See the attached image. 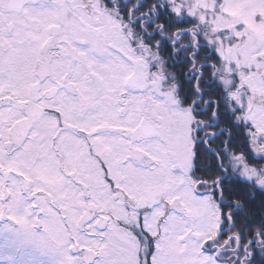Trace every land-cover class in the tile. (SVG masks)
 I'll use <instances>...</instances> for the list:
<instances>
[{"label":"flooded vegetation","instance_id":"flooded-vegetation-1","mask_svg":"<svg viewBox=\"0 0 264 264\" xmlns=\"http://www.w3.org/2000/svg\"><path fill=\"white\" fill-rule=\"evenodd\" d=\"M81 1H86V3H81ZM88 3H96L95 8L89 7ZM157 4H162L167 9L165 13L167 21L174 24L173 17L175 14L171 6L159 0H135L134 3L131 0H125L124 4H121V0H47L44 8L29 16L26 22L27 27L21 34L16 37L5 36L3 40H0V80H2L0 87L11 89L15 94L12 97H4L5 100H12L13 106L10 108V115H17L21 111L31 115L37 108L43 112L46 108L65 104V101L59 96H52V92L56 90V84L52 82L56 81L61 73L65 77L69 74L79 77L83 68L90 67L92 64H97L103 68L108 77L107 83L112 84L114 90L119 89L123 93L121 95L115 92L110 95L112 99L108 98L107 101L108 112L115 119H120L122 112L127 111L128 113L130 109L136 110L138 106L137 97L148 94L151 98H155L156 91L153 90V87L160 88V91L164 88V91L170 93L171 96L172 88L175 85L178 87L177 83L182 81L180 73L183 75L185 84H193L203 93L206 84L205 75L203 83L192 79V68H195L197 72L205 73L206 70L213 67V76L207 84L214 83L218 86H224L222 81L220 82L221 78L224 77L222 73L223 63L217 47L210 44V42H218L217 36L213 35L211 39H208L203 25L193 20H178L176 18L179 23H185L182 28L166 26L161 34L151 37L149 33L156 31V23H167V21L156 19L160 7L153 10V5ZM126 7L129 8L127 19L124 10ZM94 12L95 15L98 12L102 13V16L107 15V18L108 15L117 16L120 26H122L121 23H124V30L130 34L121 35L122 43H118L116 37H112L113 40L110 41L107 40L108 36L106 35L93 34L95 28V21L92 19ZM121 14H123L124 19H121ZM149 21L154 23H149ZM155 40L160 41V48L153 47ZM173 45L177 51L175 55L170 51ZM186 53L187 57L182 58V55ZM174 64H176L177 73H179L176 76L179 78L175 76ZM202 65H209V67L202 68ZM185 71H187V75L184 74ZM93 73L99 75L95 70ZM238 81L239 79L233 75L229 92L231 109L237 108V101L233 99L232 92H235ZM41 83L51 84L52 92H49L48 89L43 92L37 91V87ZM69 83H74V81H69ZM218 86L216 88L220 90ZM44 92H48L50 98L57 99L58 105L47 103V99H42L37 103L36 98L44 96ZM71 94L69 92V95ZM193 94L195 95L193 99L202 100L200 104L194 105L191 100L181 98L177 102L180 109L190 112L194 118L192 133L176 134L173 139L163 134L164 145L162 149L168 155H172L173 151L169 146L170 144L173 143L180 149L190 146L193 161L197 154L204 158L209 147L213 150L227 149L229 156L237 154L235 144H224L226 140L224 136L212 141L208 147H205V143H201L202 140L207 142L206 133L217 132L218 128L202 127L209 122V113L204 111V101L210 98H205L204 93L201 97L196 91ZM120 103L125 107L116 108L115 106ZM111 105L114 106V111L113 108H110ZM65 107L67 111L64 107L59 108V111L65 115L75 110L74 105L65 104ZM129 116L131 117V114ZM136 119L140 123H145L146 126L151 125V119L148 115L142 119L140 112L135 111L131 120ZM234 119H238L237 112ZM27 120L28 116H20L19 120L13 124V128L15 124ZM54 124V120H42V131H50ZM108 127L117 129L116 133L118 134L121 131L120 124L117 126L108 125ZM140 127L141 125L138 128ZM9 131L11 132L12 129ZM116 133L112 134L113 141L111 143H103L102 146H98L96 143L100 137L93 140L90 145L85 144L82 148L80 147L81 141H76L73 144L71 139L60 145L59 148L53 146L54 150L64 152V159H58L57 164L63 167L65 162H68L73 165L69 170V175L78 172L83 177L82 179L77 177L75 190L65 184L66 177L63 174L56 175L50 168L41 171L29 164L27 168L30 171H24L23 174L20 171L4 169L6 176L14 171L18 172L20 179L11 178L4 182L3 192L9 196L12 189L16 197L22 194L25 198L43 193V196H38L36 201H32V206L43 201L46 204V210L53 208L57 215L62 214L64 217L67 212L64 213L63 211L69 209V206L63 205L61 201H66L64 203L83 202L85 203V212L82 214V218H91L100 211L94 205H89L93 200L91 188L93 172L96 171L97 176L102 177L101 181L109 185L107 177H111L109 172L111 162H113L111 160L117 158V161L113 162L118 167L115 170L116 173L114 171V176L121 183L122 220L130 216L138 219L140 214L157 219L187 218L195 212L194 209L197 208L195 202L198 199L211 198L220 205L219 217L224 220L212 236L203 239L202 248L205 252L213 254L214 258L221 263L241 264L245 253L252 250L248 247L249 241L256 237L250 235L242 238L239 236L233 219L235 214L230 215L233 213V209L226 204V201L235 198L230 197L227 191H224L222 195L214 191L216 187L213 183L215 175L222 173L216 171L211 176L206 175L205 165L202 164L196 175L195 163L193 162V167L188 170L186 178L174 185L173 179L170 178L173 173L172 164L168 163L166 167H159L157 171L160 172V175L144 170L155 168V164L151 161L155 151L152 143L144 145V138L141 137L136 139L134 143L129 141L132 145V151H128L122 141L115 139L118 135ZM159 135L149 134L151 142ZM13 143L14 141H11V144ZM149 148L152 150L150 151ZM209 153L212 155L211 152ZM111 154H115V157H111ZM262 165H264V161L255 165L249 164L250 167L255 166L257 168ZM176 167L178 168V164ZM141 170L145 177L136 184L132 175L135 174L139 177ZM238 170L243 172V168H237V172ZM148 176H152V178L146 179ZM202 182L203 186H201ZM134 190L137 192L131 194L130 192ZM82 192L85 194H81ZM88 205L89 207L86 209ZM58 209L60 211H57ZM42 211L40 209V213H43ZM104 213L99 218L103 219L114 214L120 216L117 211L110 208ZM41 217L43 218V215H36L37 221L41 220ZM140 235L142 236V233Z\"/></svg>","mask_w":264,"mask_h":264},{"label":"snow or ice","instance_id":"snow-or-ice-1","mask_svg":"<svg viewBox=\"0 0 264 264\" xmlns=\"http://www.w3.org/2000/svg\"><path fill=\"white\" fill-rule=\"evenodd\" d=\"M46 3L47 0H0V40H3L5 36L16 37L21 34L27 27L26 22L29 16L44 8ZM157 7H160V11L157 13L156 19L167 21L165 15L167 9L162 4H157L153 5V10ZM149 23L154 22L149 21ZM166 26L174 27L175 25L171 21H167L166 24L156 23V31L149 33V35L155 37L161 34ZM160 46L159 40L153 42V47L160 48ZM170 51L174 55L177 54L174 45ZM201 67H209V65H202ZM93 70L99 75H94ZM184 74L187 75V71ZM191 75L192 79L203 83L205 73L197 72L195 68H192ZM107 79L104 69L97 64H92L90 67H84L79 77H74L71 74L65 77L61 73L57 80L52 82L56 84L54 92H52L51 84L41 83L37 87V91L43 92L48 89L49 92H52V96H59L60 99L65 101L66 105L75 106L74 112L68 115L59 111L60 107H64L67 111L65 104L46 108L43 112L37 108L34 109L31 115L23 111L17 115H10V108L13 106L12 100H5L4 97H12L15 94L11 89L0 87V191H3V183L7 180L11 178L20 179L19 173L15 171L6 176L3 166L11 162L15 163L21 171H30V169L23 166L25 161L41 171L50 168L56 175L63 174L66 177L65 184L75 190L77 177L81 179L83 177L78 172L69 175V170L73 166L70 163L65 162L63 167L57 164L58 159H64V152L54 150L53 146L59 148L60 145L71 139L73 144L76 141H81L80 147L82 148L85 144L90 145L97 137H100L99 140H96L98 146H102L103 143H111L113 141L112 134L118 130L109 128L108 125L110 124H120L125 129H136L135 132L119 131V134L115 137L116 140L125 144L128 151H132V145L129 141L134 143L136 139L143 137L144 145L151 143L149 133L152 132V129L146 125H141L137 129L136 125L140 121L127 118V111L120 113V119H115L109 114L107 101L110 96V85H108ZM69 81H74V83H69ZM0 84H2V80H0ZM193 91L203 97V93L195 85ZM69 92L72 94L69 95ZM116 92L123 95L119 89H116ZM215 95L219 96V93L217 92ZM16 98L19 99V97ZM42 99H47V103L51 105H58V100L50 98L48 92H44L42 97H37L36 102L39 103ZM188 99L194 105L202 102V100L193 99L191 94H189ZM204 103V111L209 113V122L202 125V127L218 128V131L206 133L207 142L202 140L201 143H205V147H208V144L212 141L224 136L226 137L225 145L228 143L240 145L247 152L246 156L240 154L229 156L227 149L213 150L210 147L208 148V151L214 157L209 166L211 167L214 164L217 172L222 173L215 175L213 183L216 187L214 191L221 195L224 191H227L230 197L241 198L240 200L230 199L226 201L228 207L233 209V213H230V215L239 213L238 218L241 219L251 221L253 217H256L264 220V188L256 187L253 182V178L259 176V180L255 183L264 185V175H260L264 172V166L259 168L250 167L246 162L264 161V156L259 155V153H264V131H258L260 125L254 119L246 121L243 126H241L238 119H234L237 111L247 109V104L231 109L226 108L225 104L219 99H209ZM115 107L125 106L120 103ZM250 111H254V109ZM20 116H28V120L15 124L13 128V124L16 120H19ZM42 120H54V127H51L50 131H42ZM9 129H12V131L10 132ZM10 140L14 141L12 145L8 143ZM149 150L152 149L149 148ZM124 154L127 155V153ZM238 167L243 168L242 173L237 172ZM158 168L159 165H156L155 168L151 169L152 174H155ZM107 180L112 186V190H114L116 181L111 177H107ZM201 186H203V182ZM38 196H43V193L25 198V203L32 205V201H36ZM7 199L0 200V204L5 203ZM45 200H47L46 197ZM64 202L66 201H61V203ZM43 206V201L33 205L30 208L31 216L47 214L46 209L45 213H40ZM253 208L255 209L254 213L252 212ZM5 211L11 213L12 209H6ZM20 211H24V209H20ZM104 214L101 209L91 218L86 217L83 221L85 225L83 228L75 227L74 221L61 216L63 227L60 223H57L53 227L51 235L21 234L12 230L6 233L0 231V250L7 248L18 251L20 253L18 264H36L34 260L27 258L32 257L36 252L42 254L48 249L56 251L62 256V259L57 261L56 264H127L125 260L117 255L116 245L123 242L114 241V238H111L110 223L107 221L96 222ZM25 215H28L27 211H25ZM71 215L69 212L68 216ZM144 220L145 216L140 214L136 224L128 225L127 222H124V226L128 227L134 235H137V239L142 245V251L137 252V264H158V254L161 251L158 245L161 243V233L157 232L154 235L144 226ZM140 233H143V236ZM25 243L28 246H23ZM87 247H91L93 251H87ZM248 247L252 250L245 253L241 264H264V233H260L256 238L250 240ZM94 252L100 253V255L94 256ZM73 256L76 257L75 260L71 258Z\"/></svg>","mask_w":264,"mask_h":264},{"label":"rangeland","instance_id":"rangeland-1","mask_svg":"<svg viewBox=\"0 0 264 264\" xmlns=\"http://www.w3.org/2000/svg\"><path fill=\"white\" fill-rule=\"evenodd\" d=\"M159 1L168 3L178 20H193L203 25L208 39H211L213 35L217 36L218 42H210V44L217 47L223 63L222 73L224 77L221 78L220 82L222 81L224 87L230 88L233 75L239 79L235 92H232L233 99L237 101V107L247 104V109L240 111V121L246 122L254 119L260 125L258 131H264V0ZM83 2L86 3V1H81V3ZM88 5L94 9L96 3H88ZM95 12L97 11L95 10ZM95 12L92 18L95 21L93 34L106 35L108 36L107 40L110 41L113 40L112 37H116L118 38V43H122L121 35L130 34L124 30V23H121L122 26H120L117 16L108 15L107 18V15L102 16V13L99 12L95 15ZM122 18L124 19L123 14H121ZM108 85H110L109 92L112 95L116 92V89L114 90L112 84ZM153 90L156 91L155 98H151L148 94L136 98L137 109H130L127 113V118L131 119L135 111L140 112L142 119L146 115L149 116V119H151L150 124L154 127V133L152 134H160L151 142L152 146L155 147L151 161L155 166L160 165L159 167H166L168 163L172 164L173 173L170 178L173 179L172 182L176 185L179 181L186 178L188 170L193 167L192 150L190 146L180 149L172 143L169 146L173 154L168 155L162 149L164 145L163 134L172 139L176 134H191L194 118L190 112L178 107L177 102L180 99L178 95L180 91H178L176 85L172 88V97L170 93L164 91V88L160 91V88L153 87ZM109 99H112V97L110 96ZM110 108L112 109L114 106L111 105ZM252 109L254 111H250ZM130 114L131 117L129 116ZM144 124L139 123L136 128L138 129L140 125ZM110 125L117 126L118 124ZM134 130L136 129H125L121 125V131L133 132ZM11 141L8 142L9 145H12ZM259 155L264 156V153H259ZM111 157H115V154H111ZM111 161L116 162L117 158ZM113 162H111L112 165L109 172L111 178L116 181L115 189L112 190L110 184L107 185L101 181L102 177H98L96 171H94L91 187L93 200L89 205H94L103 211L109 208L117 211L120 216L114 214L103 219L99 218L96 222L100 223V221L104 220L110 223L112 229L111 238H114V241L123 242L116 245L117 255L125 260L127 264H137V252L142 251V246L137 236L128 227L124 226V222H127L128 225H133L137 223L138 219L133 216L121 219V183L114 176V171L118 167ZM259 162L261 161L256 160V163ZM176 164H178V168ZM23 166L27 168L29 163L25 161ZM240 168L242 167H238V169ZM3 169L20 171L21 174L24 172L16 167L15 163L11 162L4 165ZM144 170L151 171V169ZM159 173L156 169V174L160 175ZM238 173H242V171L238 170ZM260 175H264V172L260 173ZM144 177L143 171L139 177L135 174L132 175V179L135 180L136 184L140 183ZM150 178L152 176L146 177V179ZM258 180L259 176L253 178L255 186L264 188V185L255 183ZM136 192L137 190H134L130 193L135 194ZM81 194L85 193L82 192ZM5 198H8L7 201L0 204V221H2L0 223V231L6 233L12 230L21 234L31 233L32 235L43 236L45 234L51 235L52 229L57 223H60L61 227H63L60 219L62 214L60 216L57 215L53 208L47 210V214L43 215L44 219L41 217L42 219L37 221L36 216H31L30 208L32 205L25 203V197L22 194L16 197L11 189L10 195L6 196L3 191H0V200ZM195 203L197 205V208L194 209L195 212L187 218L157 219L152 216L145 217L144 226L154 235L157 232L161 233V243L158 245L161 250L158 254V264H224L214 258L213 254L205 252L202 248L203 239L212 236L224 220L219 217L220 205L217 201L207 197H203L202 200L198 199ZM62 204L69 206L67 211H63L64 213L67 212L65 219L74 221L75 227H85L83 224L85 219L82 218V214L85 212V203ZM89 205L86 206V209H88ZM174 205L176 206L177 204L175 203ZM45 207L46 204L44 202V206L41 208L43 213H45ZM95 207L94 210H96ZM6 209H12V212H6ZM20 209H24V211H20ZM25 211L28 212V215H25ZM69 212L72 214L70 217L68 216ZM23 246L28 245L25 243ZM87 251L92 252L93 250L91 247H87ZM99 255L100 253L94 252V256ZM71 258L73 260L76 259L75 256ZM27 259L34 260L36 264H56L57 261L62 259V256L56 251L48 249L42 254L36 252ZM19 260L20 253L18 251L7 248L0 250V264H18Z\"/></svg>","mask_w":264,"mask_h":264},{"label":"trees","instance_id":"trees-1","mask_svg":"<svg viewBox=\"0 0 264 264\" xmlns=\"http://www.w3.org/2000/svg\"><path fill=\"white\" fill-rule=\"evenodd\" d=\"M125 0H121V4H124ZM132 3L135 2V0H131ZM125 17L126 19L128 18V12H129V8L126 7L125 9ZM174 18V27L175 28H182L185 23H179L176 19V16L173 17ZM181 57V54L179 55V59ZM187 57V53L182 55V58H186ZM176 63V60L174 61ZM175 67H174V72H175V76L176 74H179L177 73V67H176V64H174ZM180 66H182V64H180ZM213 73H214V68H210V70H206L205 72V79H206V84L204 86V96L205 98H210V99H216L218 98L219 100H221L226 108H230V95H229V92H230V88H226L225 90V87L224 86H218L214 83L212 84H207L208 81L211 80L212 76H213ZM180 78L182 79V81H180V83L178 82L177 84L179 85L178 86V91L179 92V97L181 99H188V96L189 94H191V96L194 98L195 95L193 94L194 91H193V84H189V83H186L185 84V80L183 78V75L180 73ZM177 78H179V76H176ZM219 87L220 90L216 87ZM219 93V96L215 95V93ZM241 112L240 111H237V118L241 124V126L244 125V122H241L240 121V118H239V114ZM236 148H237V154H242V155H247V152L246 150L240 146V145H236ZM214 159L213 155H211L208 151L205 152L204 154V158L203 157H199V155L197 154V156L195 157L194 159V163H195V174L197 175L198 172H199V167H202V164L205 165L204 169H205V174L206 175H209L211 176L214 172L217 171L216 169V166L213 164L211 167L209 166L210 162ZM248 164H253L255 165L256 164V161H246ZM232 198H235L237 200H240L241 198L240 197H232ZM252 212L254 213L255 212V209L253 208L252 209ZM239 213L235 214L233 219H234V224H235V227L236 229L238 230V234L240 237L242 238H245V237H249L250 235L251 236H255L257 237L258 234L260 233H264V220L260 219V218H256V217H253L251 219V221L247 220V219H241V218H238L239 217Z\"/></svg>","mask_w":264,"mask_h":264},{"label":"water","instance_id":"water-1","mask_svg":"<svg viewBox=\"0 0 264 264\" xmlns=\"http://www.w3.org/2000/svg\"><path fill=\"white\" fill-rule=\"evenodd\" d=\"M147 127H149V128H151V129H152V132H150L149 134H152V133H154V127H153V126H151V125H148Z\"/></svg>","mask_w":264,"mask_h":264}]
</instances>
